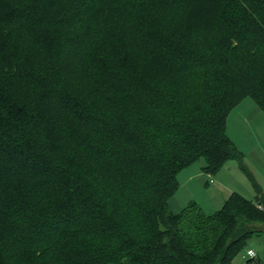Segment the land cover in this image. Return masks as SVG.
Segmentation results:
<instances>
[{"label":"trees","instance_id":"trees-1","mask_svg":"<svg viewBox=\"0 0 264 264\" xmlns=\"http://www.w3.org/2000/svg\"><path fill=\"white\" fill-rule=\"evenodd\" d=\"M247 97L264 0H0V264H235L264 233L227 131ZM201 158L255 199L173 210Z\"/></svg>","mask_w":264,"mask_h":264},{"label":"rangeland","instance_id":"rangeland-1","mask_svg":"<svg viewBox=\"0 0 264 264\" xmlns=\"http://www.w3.org/2000/svg\"><path fill=\"white\" fill-rule=\"evenodd\" d=\"M254 101L247 97L232 109L227 120V131L231 139L243 153L244 165L252 173L256 182L264 189V111L257 107L247 112ZM203 158L191 164L190 168L180 172V188L172 198L185 206L196 200L207 213L216 212L223 205V188L214 183L221 180L227 189H233L250 199L256 192L251 179L241 168L237 159H230L216 173L208 175L201 170ZM188 172V173H187ZM213 180V181H212ZM225 190V188H224ZM248 246L253 247L264 259V233L249 239ZM246 249L235 258V264H246Z\"/></svg>","mask_w":264,"mask_h":264},{"label":"crops","instance_id":"crops-1","mask_svg":"<svg viewBox=\"0 0 264 264\" xmlns=\"http://www.w3.org/2000/svg\"><path fill=\"white\" fill-rule=\"evenodd\" d=\"M253 100V99H252ZM254 101V100H253ZM251 106L249 107V109H247L246 111L247 112H251L253 109H256L257 107H259L255 102L254 103H249ZM203 166V165H202ZM188 168H190V167H188ZM187 167L186 168H184L181 172H184V170H187L188 169ZM201 170L204 172V173H206L204 170H203V168L201 167ZM188 173V172H187ZM206 174H208V175H212V174H209V173H206ZM213 181V180H212ZM214 183L216 184V185H218V189H222L223 187L225 188V190H224V188H223V193H224V195L222 194V197H223V202L222 203H224V201H225V199L229 196V194L233 191V189H227L224 185H223V183H222V181L221 180H216V181H214ZM170 202H171V207L173 208V210H175V211H180L184 206H185V204H181V201L179 200H177V199H175V198H171V200H170Z\"/></svg>","mask_w":264,"mask_h":264},{"label":"built area","instance_id":"built-area-1","mask_svg":"<svg viewBox=\"0 0 264 264\" xmlns=\"http://www.w3.org/2000/svg\"><path fill=\"white\" fill-rule=\"evenodd\" d=\"M246 254L250 259L246 261V264H264V259L259 256L253 247H249Z\"/></svg>","mask_w":264,"mask_h":264}]
</instances>
